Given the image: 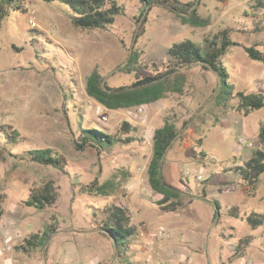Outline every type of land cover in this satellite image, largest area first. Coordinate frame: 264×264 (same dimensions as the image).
<instances>
[{
    "label": "rangeland",
    "instance_id": "obj_1",
    "mask_svg": "<svg viewBox=\"0 0 264 264\" xmlns=\"http://www.w3.org/2000/svg\"><path fill=\"white\" fill-rule=\"evenodd\" d=\"M117 1L125 13L106 30L76 29L65 5L40 0H20L22 9L9 10L2 23L0 264H233L231 258L222 263L230 248L233 255L242 238L255 234L245 219L254 211L264 213V202H259L264 175L258 193V185L250 190L230 170L259 148L264 124V108L246 116L235 97L238 92L264 95V64L245 52L256 47L264 53V0H181L194 4L188 15L195 12L207 20L205 27L186 23L188 15L165 5H153L145 11L144 32L137 38L144 5ZM26 5L35 12V26ZM224 31L239 44L221 59L234 85L228 100L218 99L217 75L200 65L183 71L180 93L170 92L153 104L110 110L87 94V80L96 69L110 88L130 87L169 69L173 60L168 51L174 44L190 40L202 45ZM132 54L138 57L134 67L120 70ZM167 117L177 119L180 132L162 166L165 181L185 193L176 212L163 211L170 202L158 205L163 196L152 190L148 176L153 136ZM124 123L131 132L123 137L133 142L109 153L79 147L83 129L120 136ZM11 130L20 135L16 144L4 139ZM35 149L59 154L65 170L27 159L25 153ZM108 181L114 191L96 193L94 186ZM48 184L56 203L44 211L27 206L31 193ZM204 194L221 206L217 225L210 223L215 208ZM111 205L126 208L139 231L138 241L120 254L100 231L103 211ZM228 210H237L239 218L229 217ZM51 226L55 231L50 232ZM222 228L227 230L222 233ZM45 233L44 247L27 244L31 236ZM175 248L184 249L187 258L180 260ZM241 262L259 264L248 255L236 264Z\"/></svg>",
    "mask_w": 264,
    "mask_h": 264
},
{
    "label": "trees",
    "instance_id": "obj_2",
    "mask_svg": "<svg viewBox=\"0 0 264 264\" xmlns=\"http://www.w3.org/2000/svg\"><path fill=\"white\" fill-rule=\"evenodd\" d=\"M45 3H60L68 8L71 25L82 31L106 30L112 26L116 18L124 15L125 11L117 0H40ZM143 5V11L138 21L142 22L141 30L137 33L136 38L144 32L143 27L145 19V11L153 5H165L178 15H188L190 8L194 4L186 5L181 0H139ZM20 0H0V28L6 17L9 16V10H21ZM183 18L186 23L194 26H207L208 21L198 18L195 12ZM141 19V20H140ZM239 46L238 43L230 39L228 31H224L221 35L206 38L202 45H198L190 40L174 44L168 51L169 57L173 63L169 69L163 72H157L155 75L144 76L142 79L134 83L130 87L110 88L105 82V78L96 69L87 80V94L98 103L110 110L130 109L156 103L167 97L170 92L180 93L185 82L184 70L194 65H200L206 70L215 73L219 79V95L221 101L228 100L233 96L234 85L231 83L230 73L221 62L223 56L231 47ZM245 52L248 57L255 62L264 64V53L256 47H246ZM137 55L132 54L127 68H120L127 71L134 67L137 62ZM238 99V110L244 112L246 116L250 113L262 110L264 108V95L261 93L238 92L235 94ZM122 135L113 136L101 128L83 129L81 144L79 147L84 149L86 146L96 148L100 152L109 153L117 145H125L133 142L132 138H124L131 132V126L124 123L121 129ZM180 132L177 127V119L167 117L164 125L158 128L153 136V156L148 167L149 183L153 191L163 196L158 203L159 206L170 202L168 206L163 208L164 212H176L182 203L179 199L185 193L170 184H168L162 173V166L165 155L171 148L172 144L179 137ZM20 135L16 131H6L4 139L9 144H16ZM259 148L254 150L252 156L243 163V165L232 168V171L239 177L250 190H256V187L264 175V124L260 126L258 133ZM27 159L32 162L52 166L60 171H64L66 161L59 154L51 149H35L25 153ZM96 193L102 195H110L114 191L115 186L111 181L103 185H95ZM172 199V200H171ZM203 199L206 203L211 204L215 208L214 223L216 225L221 215L217 213L221 209L218 201L208 198L204 194ZM57 200V195L51 184L44 188L34 190L26 205L33 207L39 211H44L52 207ZM4 196L0 194V217L3 216L4 210L2 205ZM228 216L239 218L237 210H228ZM103 220L100 231L106 234L113 242V245L120 254L121 251L127 249L130 245L135 244L139 238L137 226L133 223L130 212L124 208L115 205L107 207L103 211ZM246 222L251 230H256L264 226V214L251 213L246 217ZM50 232L55 231V227L51 226ZM227 230L222 228V233ZM230 230H234L230 228ZM48 233L45 236H31L27 239V244L31 247H44ZM233 238L232 235L229 236ZM253 238L247 236L242 238L235 247L231 261L241 259L246 254L247 249L251 245Z\"/></svg>",
    "mask_w": 264,
    "mask_h": 264
},
{
    "label": "crops",
    "instance_id": "obj_3",
    "mask_svg": "<svg viewBox=\"0 0 264 264\" xmlns=\"http://www.w3.org/2000/svg\"><path fill=\"white\" fill-rule=\"evenodd\" d=\"M177 189H179V188H177ZM257 191H258V193L260 191L259 184H258ZM209 194H211V193H209ZM210 197L214 198L212 195ZM259 202L260 203L264 202V198L262 196H259ZM215 213H216L215 210H211V212H210V223H211V225L214 224ZM253 213L264 214L262 212H255V211ZM254 231H255V234L253 236H251L253 238V241H252L251 245L249 246V248L247 249L245 255H248L250 257V262H251V260H252V262H254V260H256L259 262V264H264V226L259 227L258 229L254 230ZM230 250H231V248H230ZM230 250L228 251V254L225 256V258L223 259L224 261H222V263L229 260L232 257V252H230ZM184 253H185L184 249H181V248L176 249V254L180 258V260H184L187 258V255H184ZM245 255H244V257H245ZM242 259L243 258L233 261V264H236V262H240V260H242ZM241 264H246V263L241 262Z\"/></svg>",
    "mask_w": 264,
    "mask_h": 264
},
{
    "label": "built area",
    "instance_id": "obj_4",
    "mask_svg": "<svg viewBox=\"0 0 264 264\" xmlns=\"http://www.w3.org/2000/svg\"><path fill=\"white\" fill-rule=\"evenodd\" d=\"M25 9H27L28 10V12H29V17H30V24L31 25H33V26H35V21H34V14H35V12L34 11H32L30 8H29V6L28 5H26L25 6ZM105 120H107V119H105ZM243 142V141H242ZM199 179H201V177H199ZM9 241H10V239H7V243H9Z\"/></svg>",
    "mask_w": 264,
    "mask_h": 264
},
{
    "label": "water",
    "instance_id": "obj_5",
    "mask_svg": "<svg viewBox=\"0 0 264 264\" xmlns=\"http://www.w3.org/2000/svg\"><path fill=\"white\" fill-rule=\"evenodd\" d=\"M105 85V82H103V86Z\"/></svg>",
    "mask_w": 264,
    "mask_h": 264
}]
</instances>
